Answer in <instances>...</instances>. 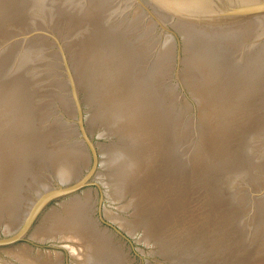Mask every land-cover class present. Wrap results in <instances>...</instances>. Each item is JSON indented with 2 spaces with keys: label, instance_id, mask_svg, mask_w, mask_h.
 I'll return each instance as SVG.
<instances>
[{
  "label": "water",
  "instance_id": "95a60500",
  "mask_svg": "<svg viewBox=\"0 0 264 264\" xmlns=\"http://www.w3.org/2000/svg\"><path fill=\"white\" fill-rule=\"evenodd\" d=\"M0 264H264V0H0Z\"/></svg>",
  "mask_w": 264,
  "mask_h": 264
}]
</instances>
